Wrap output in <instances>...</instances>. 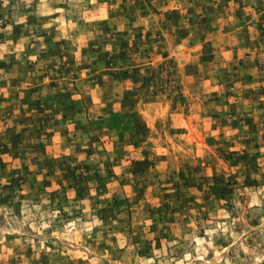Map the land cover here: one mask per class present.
<instances>
[{
    "label": "rangeland",
    "instance_id": "374dc122",
    "mask_svg": "<svg viewBox=\"0 0 264 264\" xmlns=\"http://www.w3.org/2000/svg\"><path fill=\"white\" fill-rule=\"evenodd\" d=\"M0 264H264V0H0Z\"/></svg>",
    "mask_w": 264,
    "mask_h": 264
}]
</instances>
